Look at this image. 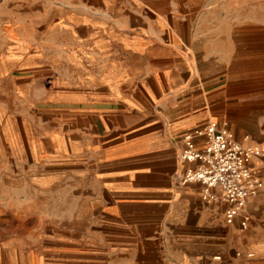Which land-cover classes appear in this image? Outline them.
I'll list each match as a JSON object with an SVG mask.
<instances>
[{"label": "crops", "instance_id": "0c3cea01", "mask_svg": "<svg viewBox=\"0 0 264 264\" xmlns=\"http://www.w3.org/2000/svg\"><path fill=\"white\" fill-rule=\"evenodd\" d=\"M212 3L0 0V98L17 106L0 108V264H264L257 234L243 247L239 218L226 225L224 203L179 181L184 137L228 127L238 90L264 84V34ZM45 98L60 111H25ZM229 127L243 144L264 136ZM40 196L43 237L4 226L24 207L34 218Z\"/></svg>", "mask_w": 264, "mask_h": 264}, {"label": "built area", "instance_id": "2783aa9c", "mask_svg": "<svg viewBox=\"0 0 264 264\" xmlns=\"http://www.w3.org/2000/svg\"><path fill=\"white\" fill-rule=\"evenodd\" d=\"M195 136L205 138L199 149L193 141ZM261 155L258 146L243 144L236 140L226 124L211 120L184 137L179 158L193 166L183 171L179 181L200 184L204 201L225 204V224L231 225L239 218L238 226L244 230L250 218L242 214L243 209L262 186L260 176L250 164Z\"/></svg>", "mask_w": 264, "mask_h": 264}, {"label": "rangeland", "instance_id": "374dc122", "mask_svg": "<svg viewBox=\"0 0 264 264\" xmlns=\"http://www.w3.org/2000/svg\"><path fill=\"white\" fill-rule=\"evenodd\" d=\"M212 2L213 3L210 4V6L215 9L217 15L222 14L229 17L238 16L243 17L244 19L250 18L253 22H255L254 26H252L253 30L258 34H264V0H212ZM261 51L262 50H260L259 53ZM54 85L55 84H37L40 90L52 94L51 96H53V94H55L57 91V89L55 90L56 86L54 87ZM237 96L241 99L239 100V102H237V104H235L238 105L236 106L237 109L229 113V123L231 122L232 124H234L238 128L237 130L241 129L248 132L253 131V128L257 124L261 129V133L264 134V84H248L238 90ZM49 102L50 101L48 100V98H45L44 100L35 102V104H30L28 106V109H26L25 111H35L38 113H51L60 111L57 108L59 107L58 103L53 104V102L51 101L52 104H50ZM1 107L7 111H15L17 108V106H15V104L12 105L11 101L6 97L0 98V108ZM226 122L229 127L228 119L226 120ZM230 130L237 138L235 131L231 128ZM246 135H250V132ZM251 138L254 141H264V136L263 138ZM254 141L250 142V145L258 146L260 149H262L261 146ZM23 187L19 188L18 191L23 190ZM31 202L32 201H29V203ZM23 203L24 205L27 204L26 202ZM50 203L52 204L51 213L53 215V208L57 207L60 202L57 200H52ZM43 204L44 198H42L41 196L35 198V207L33 213L34 218L30 217L31 214L28 216L25 215L27 210L24 207V211L19 212V214L21 215L18 214V217H15V219H11V216H8L6 219H4V226H8V224L9 227L18 226L19 235L21 236V238L26 239V236L28 234L27 227L33 225L35 226V237H43V228L46 224V218H44L43 216ZM254 210L258 211L256 214L251 216L248 228L243 232L237 230L238 232H240L241 239L238 237L236 239L238 241L240 239V243L243 247L246 246V239L250 234H252L251 231H253V234H257L259 238L262 239V242H260L259 244H264V196L255 197V199L251 201L249 211L253 213ZM9 211H7V213H9L10 215L16 213L14 211L10 213ZM55 218L57 219V215L53 216L51 219ZM239 252L240 256L246 253L241 249H239Z\"/></svg>", "mask_w": 264, "mask_h": 264}, {"label": "bare ground", "instance_id": "6f19581e", "mask_svg": "<svg viewBox=\"0 0 264 264\" xmlns=\"http://www.w3.org/2000/svg\"><path fill=\"white\" fill-rule=\"evenodd\" d=\"M262 187H263V183H262V186H261L260 190L262 189ZM260 190H259V191H260ZM257 196H258V194L256 195V197H257Z\"/></svg>", "mask_w": 264, "mask_h": 264}]
</instances>
